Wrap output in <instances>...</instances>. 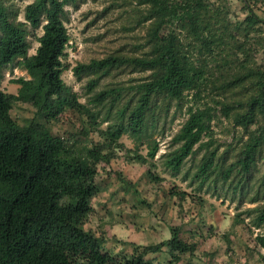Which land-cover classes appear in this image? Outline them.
<instances>
[{"label":"trees","instance_id":"obj_1","mask_svg":"<svg viewBox=\"0 0 264 264\" xmlns=\"http://www.w3.org/2000/svg\"><path fill=\"white\" fill-rule=\"evenodd\" d=\"M240 2L243 18L233 14L230 0H130L127 32L139 28L145 34L129 50L72 68L78 81L89 78V98L82 104L62 80L70 40L65 9L77 8L78 0H32L22 19L13 4L0 0V264H153L148 256L162 253L166 264H184V257H192L197 247L181 239L180 227H170L167 240L117 255L84 228L100 192L99 172L109 176L106 168L120 152L154 168L159 149L152 133L171 111L184 112L186 119L171 141L174 149L162 156L163 170L217 198L230 193L243 201L251 195L257 206L246 214L255 229L264 227V17L256 11L264 12V0ZM30 37L38 44L33 55ZM11 66L27 75L10 81L18 86L16 94L1 89ZM114 71L139 76L97 91ZM16 104L32 110L23 125L12 117ZM67 111L79 125L54 132L50 122ZM220 119L229 124L227 144L213 130ZM91 133L100 141H88ZM123 136L145 141L146 156L126 149ZM198 153L195 171L182 173ZM149 170L151 183L164 180ZM254 243L264 251V231Z\"/></svg>","mask_w":264,"mask_h":264},{"label":"rangeland","instance_id":"obj_2","mask_svg":"<svg viewBox=\"0 0 264 264\" xmlns=\"http://www.w3.org/2000/svg\"><path fill=\"white\" fill-rule=\"evenodd\" d=\"M8 1L19 11L20 19L24 6L32 2ZM129 1L78 0L77 8L69 6L65 9L70 40L65 50L67 58L64 65L67 70L63 72L62 80L78 95L82 104H86L89 98L86 93L89 78L78 81L73 76L72 68L78 63L107 57L119 49L129 50L134 40L145 34V31L139 28L127 32L126 23L131 12ZM230 3L233 14L243 18L244 11L240 0H230ZM258 9V14L264 17L263 10ZM40 34L41 31L37 30L36 35ZM29 42V55H33L38 44L32 37ZM138 76L139 74L126 71H114L100 81L97 91L111 85H129L131 79ZM19 77L27 78V75L16 66L7 68L1 89L6 93L16 94L18 86L10 81ZM11 114L19 125L32 118L31 108L24 104H16ZM185 119L184 112H176L173 115L171 111L165 122H161L152 133L151 139L158 144L159 149L151 161L154 168L149 165L141 166L132 161L130 154L120 152L106 168V171H111L109 176L103 171L99 172L96 183L100 192L92 200L93 210L86 219L84 228L101 237L105 241L104 250L114 255L129 254L134 246L160 243L170 238V227H180L181 239L197 247L192 257H184V264H261L258 253L264 255V251H259L254 238L263 233L264 227L255 229L252 226V216L246 214L247 209L257 206L249 202L251 195L243 201L232 198L230 193L220 194L221 198H217L218 194L214 196L213 191L207 192L204 188L198 191L195 183L183 181L182 177H171L163 170L162 156L174 149L171 141ZM77 125L79 120L71 111L50 122L54 132L74 131ZM228 129L229 124L223 119L213 122V130L219 143L227 144L231 141L227 134ZM88 141L97 143L100 138L91 133ZM120 142L126 149L143 157L147 154L145 141L138 144L123 136ZM200 157L201 154L198 153L188 158L181 172L184 173L188 169L194 172ZM150 168L152 169L149 170ZM148 170L155 171L164 180L158 184L151 183L146 175ZM261 170L263 174L264 167ZM113 172L122 174L126 180L132 182L133 187L126 188ZM176 190L187 194L184 200L172 197L170 193ZM263 203L264 201L259 204ZM148 258L152 259L153 264H166L167 255L155 254L149 255Z\"/></svg>","mask_w":264,"mask_h":264}]
</instances>
